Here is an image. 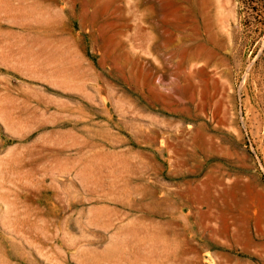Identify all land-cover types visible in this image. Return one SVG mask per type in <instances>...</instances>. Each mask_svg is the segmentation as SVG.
Instances as JSON below:
<instances>
[{
    "label": "rangeland",
    "instance_id": "obj_1",
    "mask_svg": "<svg viewBox=\"0 0 264 264\" xmlns=\"http://www.w3.org/2000/svg\"><path fill=\"white\" fill-rule=\"evenodd\" d=\"M173 1L0 0V264H264V0Z\"/></svg>",
    "mask_w": 264,
    "mask_h": 264
},
{
    "label": "bare ground",
    "instance_id": "obj_2",
    "mask_svg": "<svg viewBox=\"0 0 264 264\" xmlns=\"http://www.w3.org/2000/svg\"><path fill=\"white\" fill-rule=\"evenodd\" d=\"M114 2L115 1H110V2H106L103 4V7L106 9V8H109L111 5H114ZM172 7L175 9V11L181 13V15H183V12L185 11V9L187 10V5H185L183 2H180V0H174L172 2ZM153 9V8H152ZM185 22V21H184ZM183 51V49H182ZM181 51V52H182ZM184 53V52H183ZM198 53L194 52V53H191L190 56H189V59L190 60H193L197 55ZM189 190V189H188ZM187 190V191H188ZM199 193V192H198ZM200 194V193H199Z\"/></svg>",
    "mask_w": 264,
    "mask_h": 264
}]
</instances>
